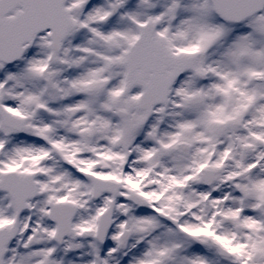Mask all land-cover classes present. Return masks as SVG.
<instances>
[{
  "label": "snow or ice",
  "instance_id": "6c2138e0",
  "mask_svg": "<svg viewBox=\"0 0 264 264\" xmlns=\"http://www.w3.org/2000/svg\"><path fill=\"white\" fill-rule=\"evenodd\" d=\"M0 264H264V0H0Z\"/></svg>",
  "mask_w": 264,
  "mask_h": 264
}]
</instances>
